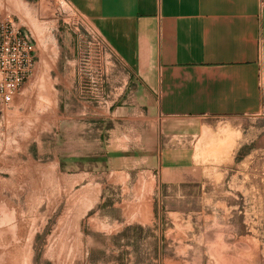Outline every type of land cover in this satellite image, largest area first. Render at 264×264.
Here are the masks:
<instances>
[{
	"label": "rangeland",
	"instance_id": "1",
	"mask_svg": "<svg viewBox=\"0 0 264 264\" xmlns=\"http://www.w3.org/2000/svg\"><path fill=\"white\" fill-rule=\"evenodd\" d=\"M8 17L29 34L35 66L49 59L51 79L48 92L25 99L23 85L0 100V264H264V120L233 159L202 160L199 139L195 160L171 170L175 181L143 156L117 174L103 113L64 111L74 76L90 69L98 103L111 99L99 91L115 68L111 49L63 0H0V33ZM88 123L96 146L74 136Z\"/></svg>",
	"mask_w": 264,
	"mask_h": 264
},
{
	"label": "crops",
	"instance_id": "2",
	"mask_svg": "<svg viewBox=\"0 0 264 264\" xmlns=\"http://www.w3.org/2000/svg\"><path fill=\"white\" fill-rule=\"evenodd\" d=\"M63 1L101 35L115 55L107 63L115 68L102 79L100 94L111 97L104 104L96 100L102 95L92 69L74 76L71 93L66 80L53 91L61 98L68 88L76 98L64 103V111L103 113L117 174L143 156L157 160V173L175 181L171 170L195 160L199 139L205 161L233 159L239 147L256 142L264 120V0ZM48 64L37 60L18 91L25 99L41 88L48 92ZM88 125L74 136L96 146L98 134ZM61 137L65 141L66 134ZM223 138L227 145L220 146Z\"/></svg>",
	"mask_w": 264,
	"mask_h": 264
},
{
	"label": "built area",
	"instance_id": "3",
	"mask_svg": "<svg viewBox=\"0 0 264 264\" xmlns=\"http://www.w3.org/2000/svg\"><path fill=\"white\" fill-rule=\"evenodd\" d=\"M33 43L29 34L16 27L10 17L0 33V100L10 103L35 66Z\"/></svg>",
	"mask_w": 264,
	"mask_h": 264
}]
</instances>
